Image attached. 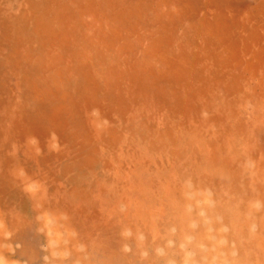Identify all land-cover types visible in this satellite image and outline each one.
Returning <instances> with one entry per match:
<instances>
[{"label":"rangeland","instance_id":"rangeland-1","mask_svg":"<svg viewBox=\"0 0 264 264\" xmlns=\"http://www.w3.org/2000/svg\"><path fill=\"white\" fill-rule=\"evenodd\" d=\"M105 2L0 0V264H264V0Z\"/></svg>","mask_w":264,"mask_h":264},{"label":"bare ground","instance_id":"bare-ground-1","mask_svg":"<svg viewBox=\"0 0 264 264\" xmlns=\"http://www.w3.org/2000/svg\"><path fill=\"white\" fill-rule=\"evenodd\" d=\"M90 1H92V0H90ZM103 3L104 4H101V8L102 9H104V13L107 11V12H111V11H113L114 10V8L112 7V4L111 5H109V7L106 5V2H105V0H103ZM83 8V7H82ZM135 8V7H134ZM69 9V8H68ZM131 10H133V9H131ZM136 10V9H135ZM119 11H120V9H119ZM191 12V11H190ZM116 13H118V12H116ZM122 13V12H121ZM17 15V14H16ZM121 14H119V16H120ZM123 18L124 17H121V19L123 20ZM162 19V18H161ZM105 21L104 19H101V21ZM205 20V19H204ZM110 21H112V18L110 17ZM109 22V21H108ZM4 23V22H3ZM115 23H117V22H115ZM112 25H113V23H111ZM106 25V24H105ZM109 26H111L110 24H109ZM108 26V27H109ZM222 26V25H221ZM113 27V26H112ZM209 27H210V25H209ZM105 28H107V27H105ZM113 28H115V27H113ZM218 29L215 31V32H217V31H219V30H222V28L223 27H220V26H218L217 27ZM228 27H226L225 26V29H227ZM108 30V29H107ZM165 31H166V29H165ZM212 31V30H211ZM108 32V31H107ZM214 32V33H215ZM118 34V33H117ZM124 34V33H123ZM144 36V35H143ZM228 36V35H227ZM251 36V35H250ZM129 35H126V36H124L123 37V40L120 42L121 44H126V45H129V43H128V39H129ZM136 37V36H135ZM155 37V36H154ZM115 38V37H114ZM134 38V37H133ZM252 38V37H251ZM250 39V38H249ZM253 39V38H252ZM227 39H221V41H223V42H225ZM248 40V39H247ZM89 41H93L94 42V39H89L87 42H86V44L89 42ZM248 42V41H247ZM56 44V43H55ZM225 45H226V43H225ZM248 45V44H247ZM157 46V45H156ZM16 47V46H15ZM158 47V46H157ZM239 49V48H238ZM20 51V50H19ZM159 52V51H158ZM236 53H238V52H236ZM157 55V54H156ZM146 58H147V56H146ZM149 58V57H148ZM147 58V59H148ZM158 58V57H157ZM151 59H154V58H151ZM156 59V58H155ZM236 59L237 58H235L234 59V61H233V63H235L236 62ZM6 61V60H5ZM150 61V60H149ZM157 61V60H156ZM242 60L241 59H239V62H241ZM123 62H125V60L123 59ZM157 62H159V60L157 61ZM159 65V64H158ZM117 67V66H116ZM172 67V66H171ZM118 69L120 70V68L118 67ZM130 69H131V67H130ZM130 69H129V72H130V74H131V76H133L134 77V75L136 74V72L135 71H133L132 69H131V71H130ZM146 73V72H145ZM162 73H163V71H162ZM129 78V77H128ZM31 79V78H30ZM127 79V78H126ZM142 80H144V79H142ZM29 82H31V80L29 81ZM46 82V81H45ZM18 83V82H17ZM50 84V83H49ZM16 86V85H15ZM18 87V86H17ZM44 89H45V87H43ZM10 89V88H9ZM15 91V90H14ZM20 91V90H19ZM42 91V90H41ZM12 92V91H11ZM21 92V91H20ZM19 92V93H20ZM47 92V91H46ZM44 93V92H43ZM42 93V94H43ZM14 94V93H13ZM45 94V93H44ZM62 94V93H61ZM17 95V94H16ZM17 97V96H16ZM39 96H37V98H38ZM45 97H47V96H45ZM49 98V97H48ZM17 99H20V98H17ZM45 100H47V99H45ZM45 100L43 101L42 99L40 100V101H43V102H45ZM48 100H50V99H48ZM26 102V101H25ZM50 103H51V100H50ZM48 104V103H47ZM21 105V104H20ZM49 105V104H48ZM61 105V104H60ZM62 105H64V104H62ZM55 106H57V105H55ZM54 106V107H55ZM52 107V106H51ZM58 107V106H57ZM63 107V106H62ZM59 108V107H58ZM24 110V109H23ZM22 110V111H23ZM61 110V109H60ZM19 121H21V120H19Z\"/></svg>","mask_w":264,"mask_h":264}]
</instances>
